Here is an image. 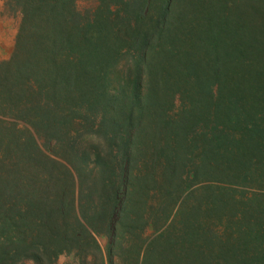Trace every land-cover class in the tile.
<instances>
[{
    "label": "trees",
    "instance_id": "obj_1",
    "mask_svg": "<svg viewBox=\"0 0 264 264\" xmlns=\"http://www.w3.org/2000/svg\"><path fill=\"white\" fill-rule=\"evenodd\" d=\"M97 2H7L20 22L0 61V264H264V198L221 189L170 208L189 142L197 173L264 186V0ZM150 190L168 202L160 223Z\"/></svg>",
    "mask_w": 264,
    "mask_h": 264
},
{
    "label": "rangeland",
    "instance_id": "obj_2",
    "mask_svg": "<svg viewBox=\"0 0 264 264\" xmlns=\"http://www.w3.org/2000/svg\"><path fill=\"white\" fill-rule=\"evenodd\" d=\"M8 0H0V61L6 60L9 58L12 53L15 37L17 34L20 15L18 11L13 10L8 4ZM76 7L83 15H91L98 7L97 0H76ZM112 10H115V7H112ZM130 63L128 60H122L118 66H116L113 70V80L114 85H117L121 81L126 78H129L128 69H130ZM175 110L179 105L178 99L175 101ZM173 112V111H172ZM171 112V113H172ZM190 148L186 149L187 152L186 160H183V165L180 169H177V182L179 186L176 191L179 195L177 201L170 205V208H173L174 211L178 208L179 204L183 200V198L190 194V201L188 202L189 206L193 203V201L198 196L208 195L210 193L220 191H226L230 195L235 198L244 197L245 199L251 198L252 195H256L258 198H264V186H245L237 183H226L222 180L216 179L217 177L211 175H202L197 173L198 171V152L199 146L201 143L199 142H189ZM143 158H138V163L136 164V168L142 169V161ZM164 163V160H162ZM160 168V167H159ZM159 170V169H158ZM161 172V171H160ZM159 182L161 179H159ZM150 200L147 205L150 211L158 209L159 211V223L161 221L163 211H167L168 202L162 200V191L157 192L154 190H150ZM158 223V221H157ZM154 233L153 224L149 222L144 229L143 237H150ZM97 242L102 249L103 254L105 253L107 246V239L105 237H97ZM127 247V246H124ZM124 256L122 259L118 260L121 263V260H124ZM19 264H34L30 259H25L21 261ZM53 264H106V262L102 263V259L100 256H93L91 254L86 255L85 257H79L76 253H66L61 254L57 257Z\"/></svg>",
    "mask_w": 264,
    "mask_h": 264
}]
</instances>
